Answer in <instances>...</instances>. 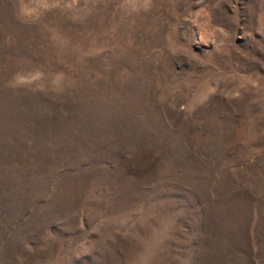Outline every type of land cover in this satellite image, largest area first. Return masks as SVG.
Instances as JSON below:
<instances>
[{
    "label": "rangeland",
    "instance_id": "obj_1",
    "mask_svg": "<svg viewBox=\"0 0 264 264\" xmlns=\"http://www.w3.org/2000/svg\"><path fill=\"white\" fill-rule=\"evenodd\" d=\"M0 264H264V0H0Z\"/></svg>",
    "mask_w": 264,
    "mask_h": 264
},
{
    "label": "clouds",
    "instance_id": "obj_2",
    "mask_svg": "<svg viewBox=\"0 0 264 264\" xmlns=\"http://www.w3.org/2000/svg\"><path fill=\"white\" fill-rule=\"evenodd\" d=\"M41 73L36 72V73H29L27 75L25 74H18L16 77V83L19 85H30L33 82L39 80L41 78ZM59 80V77L53 83H57Z\"/></svg>",
    "mask_w": 264,
    "mask_h": 264
}]
</instances>
